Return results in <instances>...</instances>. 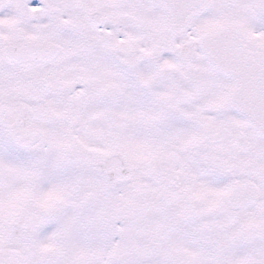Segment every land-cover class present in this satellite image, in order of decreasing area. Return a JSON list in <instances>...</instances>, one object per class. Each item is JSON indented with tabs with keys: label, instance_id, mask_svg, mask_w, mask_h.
<instances>
[{
	"label": "snow or ice",
	"instance_id": "snow-or-ice-1",
	"mask_svg": "<svg viewBox=\"0 0 264 264\" xmlns=\"http://www.w3.org/2000/svg\"><path fill=\"white\" fill-rule=\"evenodd\" d=\"M0 264H264V0H0Z\"/></svg>",
	"mask_w": 264,
	"mask_h": 264
}]
</instances>
